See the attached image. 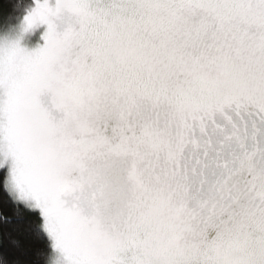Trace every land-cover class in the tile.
I'll list each match as a JSON object with an SVG mask.
<instances>
[{
  "label": "snow or ice",
  "instance_id": "obj_1",
  "mask_svg": "<svg viewBox=\"0 0 264 264\" xmlns=\"http://www.w3.org/2000/svg\"><path fill=\"white\" fill-rule=\"evenodd\" d=\"M0 264H264V0L0 4Z\"/></svg>",
  "mask_w": 264,
  "mask_h": 264
},
{
  "label": "trees",
  "instance_id": "obj_2",
  "mask_svg": "<svg viewBox=\"0 0 264 264\" xmlns=\"http://www.w3.org/2000/svg\"><path fill=\"white\" fill-rule=\"evenodd\" d=\"M7 0H0V4L6 3Z\"/></svg>",
  "mask_w": 264,
  "mask_h": 264
}]
</instances>
